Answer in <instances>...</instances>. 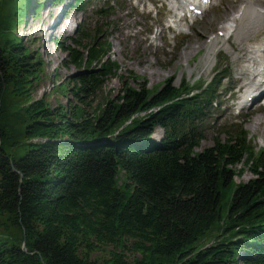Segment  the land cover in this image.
Wrapping results in <instances>:
<instances>
[{
    "label": "trees",
    "instance_id": "16d2710c",
    "mask_svg": "<svg viewBox=\"0 0 264 264\" xmlns=\"http://www.w3.org/2000/svg\"><path fill=\"white\" fill-rule=\"evenodd\" d=\"M45 1L0 0V264H264V150L247 131L198 150L227 76L157 90L125 82L92 107L119 65L103 32L84 29L62 45L76 103L33 100L40 58L9 30ZM8 92L31 121L20 158L5 149ZM244 168L255 177L236 182Z\"/></svg>",
    "mask_w": 264,
    "mask_h": 264
},
{
    "label": "rangeland",
    "instance_id": "374dc122",
    "mask_svg": "<svg viewBox=\"0 0 264 264\" xmlns=\"http://www.w3.org/2000/svg\"><path fill=\"white\" fill-rule=\"evenodd\" d=\"M172 1L177 4V0H85L82 7L76 6L75 0L56 1L57 5L54 6L51 0H46L37 15L30 11L21 24L9 30L11 37H16L17 40L21 38L24 45L32 50L33 57H39L41 61L42 74L40 79L32 83L30 97L33 100L46 99L54 107L60 103L66 106L76 103L73 92L69 89L73 86L72 77L77 73V67L71 63V57L62 45L72 48L75 40L81 39L80 34L84 29L90 32L96 28L103 32L101 40L109 41L110 57L118 63L119 70L116 71L117 76L110 77L91 100L92 107L101 105L108 97H117L125 82L136 88H141L140 84H147L153 90L161 88L169 80L177 86L184 81L197 86L210 81L217 67L221 66L217 78L222 75H227L228 78L222 82L220 103L210 109L205 137L198 150L213 145L217 139L228 138L233 131H247L248 142L255 148V152L264 150V106L258 108L259 100L247 108H242L239 104L240 101H246V84L252 80L251 75L248 72L245 74L244 69V60L249 55L248 43L240 45L238 57L235 58L227 49V44L222 41L226 33L221 29L238 12L243 0H223L213 5L197 20L184 19V23L191 25L190 28H184L186 31L182 30V25L181 30L168 27L175 14ZM253 1L259 7L264 6V1ZM230 5H234V8H229H232L231 12L227 10ZM66 7L68 12L73 13L64 18L63 29L66 32L56 31L52 35L58 26L57 24L54 27L53 23ZM53 8L55 13L45 23L52 30H41L46 15ZM69 21L74 22L69 24ZM66 26H70L71 30L70 27V31L66 30ZM214 35H218L215 39L216 53L211 59V66H207V39ZM263 35L264 29L252 38V42L257 43ZM229 36L230 43L237 47L239 43L235 41V35L230 33ZM15 100L17 97L8 92L4 102L7 109L2 115V123L6 124L9 135L5 149L15 158H20L30 148L24 130L31 121L25 120L20 106L14 103ZM257 117L262 120L258 127H254L253 121ZM162 132V128L158 127L154 138L158 139ZM254 177L249 168H244V172L235 179L236 182H248ZM120 178V181L124 179L123 174ZM111 249L113 248L106 247L93 251L91 257L103 260L109 256ZM238 264L244 263L240 259Z\"/></svg>",
    "mask_w": 264,
    "mask_h": 264
},
{
    "label": "bare ground",
    "instance_id": "6f19581e",
    "mask_svg": "<svg viewBox=\"0 0 264 264\" xmlns=\"http://www.w3.org/2000/svg\"><path fill=\"white\" fill-rule=\"evenodd\" d=\"M219 1L221 0H211L212 3L206 4L204 6L205 10L200 16L194 15L191 11V6H197L200 2L199 0H177V4L174 3L175 1H172L171 5L174 9L175 14L171 17L168 27H173L175 29L177 28L178 30H181L182 25V30L186 31L184 28H190L191 25L189 23H184L183 20L185 19V17H190L192 21L197 20L201 16L206 14L208 10ZM52 5H57V2H53ZM231 6L234 8V5H230L227 10ZM66 9L67 7L62 10L61 14L59 13L60 15L56 18L55 22L53 23L54 27H56L57 24L58 26L56 29H54L53 33H51L52 35H54L56 31L66 32L63 29V21L66 19V17L68 18L71 16V14H73L68 12ZM231 9H229V11ZM53 13H55V8L49 10L48 15H46V19H44L43 26L40 28L41 30H52L50 28V25H45V23ZM227 21L228 22H226L223 29L221 30H225L226 34L223 35L222 41L227 44V49L229 50V52L232 53L235 58H237L238 48H240L241 44L248 43L247 47H249V55L244 60V69L246 70L245 74L248 72V74L251 75L252 80L246 84V101L239 102L242 108H247L248 105H251L256 102L260 94L264 92V37L257 43L252 42V38L258 32L264 29V6L259 7L257 4L254 3L253 0H243L242 4L238 9V12H235V14H233ZM72 22L74 21H69V24H72ZM235 24H237V26H234ZM69 27L66 26L65 29L68 30ZM230 33H232V35H235V41L239 43L237 47H235L233 43H230ZM217 37L218 35H214L213 37H209V39H207V42L209 43V46L205 53V62L207 63V66H211V59L215 56L217 48V44H215V39ZM261 120V117H257L254 120L255 122L253 121V126L258 127V125H260L261 123Z\"/></svg>",
    "mask_w": 264,
    "mask_h": 264
}]
</instances>
